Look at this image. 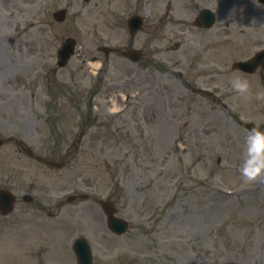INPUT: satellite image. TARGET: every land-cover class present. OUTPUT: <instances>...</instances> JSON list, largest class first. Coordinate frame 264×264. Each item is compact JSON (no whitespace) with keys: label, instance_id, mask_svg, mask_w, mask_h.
Segmentation results:
<instances>
[{"label":"rangeland","instance_id":"rangeland-1","mask_svg":"<svg viewBox=\"0 0 264 264\" xmlns=\"http://www.w3.org/2000/svg\"><path fill=\"white\" fill-rule=\"evenodd\" d=\"M183 1L171 0L173 12L146 17L134 43L144 59L132 63L97 51L129 41L107 10L111 0H0V138L15 136L35 155L65 162L50 167L14 142L0 145V184L35 199H20L0 218V264H75L66 242L79 236L90 242L94 264H264V184H245L240 172L227 169L243 162L242 153L224 145L233 142L234 125L226 127L222 113L191 96L182 105L177 99L172 46ZM194 3L218 5V25L225 10L226 20L240 8L264 11L255 0ZM62 7L67 16L57 22L52 12ZM69 36L76 51L60 68L56 51ZM226 39V55H240L236 39ZM250 49L245 42L242 52ZM166 58L172 62L164 66ZM198 128L214 137L207 150L190 142ZM87 188L117 204L130 223L126 233L107 229L95 199L53 207L58 192ZM28 221L37 226L17 225Z\"/></svg>","mask_w":264,"mask_h":264},{"label":"flooded vegetation","instance_id":"flooded-vegetation-1","mask_svg":"<svg viewBox=\"0 0 264 264\" xmlns=\"http://www.w3.org/2000/svg\"><path fill=\"white\" fill-rule=\"evenodd\" d=\"M126 5L128 6L127 9H133L134 13L148 11L149 14L152 13V8L155 10L154 13L158 14L156 10L160 11L163 5L169 9L171 6H176L171 0H126ZM183 5H178L179 10H183V15L190 16V11L195 3L190 0L189 4V1L186 0L183 1ZM116 8H118L117 5ZM242 11L240 22L248 29L240 28L237 35L233 33L231 36L239 37L245 42L249 39L251 43H262L264 30L261 34V27L259 28V26L264 25V18L259 17L249 8H244ZM178 25L180 26V35L178 36L179 42H177L178 59L176 64L179 68L178 77L181 89L190 91L191 96L198 103L197 106L200 107H249L248 110L243 108L244 117L254 124H262L259 123L261 111L257 107H264V100L256 99V94L263 91L257 88L256 79L264 80V70L256 68L253 72H244L233 66L234 61L231 63L226 61V52L222 56H214L213 54L215 46L212 43L216 37H223L226 42V27L228 26L226 25V13L225 22L222 25L223 29L220 33L204 32L198 28L194 30L190 23H184L182 20L179 21ZM232 31H234L233 28ZM230 74L239 78H254L250 87V99L245 100L231 89V84L226 81V77ZM194 93L199 94V96ZM203 100L206 102H202ZM245 137L246 135L242 137L243 146Z\"/></svg>","mask_w":264,"mask_h":264},{"label":"clouds","instance_id":"clouds-1","mask_svg":"<svg viewBox=\"0 0 264 264\" xmlns=\"http://www.w3.org/2000/svg\"><path fill=\"white\" fill-rule=\"evenodd\" d=\"M231 88L245 100L251 98L250 84L246 79L234 78ZM256 99L264 100V92L257 93ZM242 156L239 169L242 182L248 185L264 184V131L257 127L247 130Z\"/></svg>","mask_w":264,"mask_h":264},{"label":"water","instance_id":"water-1","mask_svg":"<svg viewBox=\"0 0 264 264\" xmlns=\"http://www.w3.org/2000/svg\"><path fill=\"white\" fill-rule=\"evenodd\" d=\"M55 17L58 20H61L64 17V11H59L57 13H55ZM206 18H208L209 22L208 24L211 23L212 17L211 15H205ZM134 24V26H137V24L139 23V21L137 19L132 20V22H130ZM105 51H107V48H103ZM74 50V41L72 39H68L67 42L63 45V47L58 51L59 53V61L58 64L59 65H64L66 60L68 59V57L73 53ZM126 55H128L131 59L135 60L138 58L139 53H137L136 51H131L128 53H125ZM264 55V52L262 54L257 55V57H255L250 64H239L240 66H242L243 68H249V66L255 65L256 62H258V60H261L260 57ZM52 164V162H50ZM11 202V198H7L6 199V204L7 206L10 204ZM105 210L107 212L108 215V222H109V226L111 228L114 227L117 229V232H123L126 228V224L120 220H115L114 217H112L111 212L112 210L108 207L105 206ZM114 229V228H113ZM76 253H77V257H78V264H90L91 261V256H90V251L89 248L87 246V244H85V242H83L82 240H77L75 243V247H74Z\"/></svg>","mask_w":264,"mask_h":264}]
</instances>
